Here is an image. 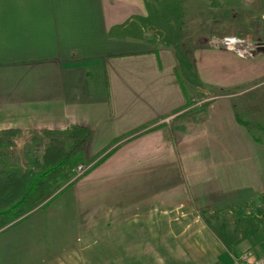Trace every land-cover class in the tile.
Here are the masks:
<instances>
[{"label": "crops", "instance_id": "obj_1", "mask_svg": "<svg viewBox=\"0 0 264 264\" xmlns=\"http://www.w3.org/2000/svg\"><path fill=\"white\" fill-rule=\"evenodd\" d=\"M215 2L264 42V0ZM196 8L180 19L156 17L155 0H0V129L30 147L41 129L82 124L97 161L0 228V264H233L264 252V101L240 99L262 87L224 91L264 69L213 81L197 69L212 46ZM233 207L239 223L213 226Z\"/></svg>", "mask_w": 264, "mask_h": 264}, {"label": "trees", "instance_id": "obj_2", "mask_svg": "<svg viewBox=\"0 0 264 264\" xmlns=\"http://www.w3.org/2000/svg\"><path fill=\"white\" fill-rule=\"evenodd\" d=\"M90 132L82 124L41 129L33 135V145L24 157L30 165L26 167L16 148L20 130L0 129L1 228L19 222L74 183L76 165L88 156ZM43 137L48 139L45 145Z\"/></svg>", "mask_w": 264, "mask_h": 264}, {"label": "rangeland", "instance_id": "obj_3", "mask_svg": "<svg viewBox=\"0 0 264 264\" xmlns=\"http://www.w3.org/2000/svg\"><path fill=\"white\" fill-rule=\"evenodd\" d=\"M203 1L204 0H155V8H158V10L157 11L154 10V15L156 17H159L161 14V9H164V10L169 9V12H172L173 15H175L176 17H179L181 19L186 14L183 13L184 10H181L179 8H182V9H189L190 7L192 8L196 2V7H197L196 8L197 9L196 21L198 23L205 24V27H206L205 33L207 34V32H210L211 33L209 35L210 37H212L214 35H220V34L235 33V34L243 35V36L249 37L253 40L259 41V39H256L253 36V30L252 29L249 28V30H245V31H242L240 29L239 30L236 29L239 26H243V23H245L246 25H250L248 22H246V20L242 21L241 19H239L237 21H240V22L237 23V21L234 20L236 15H231V13L226 12V10L224 8L223 9L218 8V5L215 2V0H212V3H216L217 7L213 6L214 8H212L211 11L205 13V12H203V5H204ZM198 9H200L202 11H200ZM224 10H225V13H223ZM190 11H192V10L190 9ZM239 23H241V24H239ZM200 32L203 33L202 26H201V29L200 28L197 29V33H200ZM262 43L264 44L263 41H262ZM206 45H208L207 42H205V46ZM198 46H200V45H197L196 47H198ZM201 48L203 51H201L200 53H197V55H196L197 56V69H198V62H201L202 68H203V64L205 63L210 68L211 76L213 75L212 81L214 80V77H216V76L218 77L217 74L219 72L216 74H213V72H216V71H224L223 72L224 78L234 79L235 73L237 71L238 72L243 71V73H245V74L253 75V73H255L259 68H260V71L264 69V46L259 48L256 51L255 55L250 58V61L248 62L250 67H248V63L246 61H244V62L240 61L238 58H236V56H234L235 54L233 55L231 52H228L226 49L213 50L214 48L211 47V50H208L207 46L205 48L204 47H201ZM198 56H201V57H198ZM254 58H257L259 63L257 60L251 61ZM242 67H243V70H242ZM219 82H220V79H219ZM258 85L261 86L262 88L260 90H258L257 93H255L256 91L251 90V89L247 90L245 92V94H243L244 97H242L240 99L246 98L247 101H251V100H255L259 97L260 101H264V74L261 75V77L254 79L252 81H250V80L245 81V82L238 84V85H236V84L229 85L228 88L225 89L224 91L236 94L238 91H242V90L249 88L251 86H258ZM233 96H235V95H233ZM252 125H253V130L255 133H259V135H260L262 132V134H264V132L261 131L262 128H257V124L255 122L250 123L251 127H252ZM259 125L260 124H258V126ZM260 126H262L264 128V125L261 124ZM47 141H48V139L46 137H43V145H45L47 143ZM32 145H33V143L31 142L30 147L23 146L21 144L19 145V147H17V143H16V148L20 154V163L26 167H30V165L24 160V157L26 156L28 150L32 147ZM212 145H214V142H212ZM88 158L89 157L87 156L84 160H93V158H89V159ZM188 167H191V166H188ZM81 176L75 177V175H74L72 177V180L75 181L77 178H79ZM249 212H250V214H252L251 208H249ZM238 213L239 212L234 210V207H233V209L227 208L225 210V212L215 211L214 214H216V217L213 218L212 224H213V226L217 227V224L221 223V221L225 220L227 217H230L233 223L237 222L238 221V218H237ZM239 215H241V214H239ZM238 223H239V221H238Z\"/></svg>", "mask_w": 264, "mask_h": 264}, {"label": "built area", "instance_id": "obj_4", "mask_svg": "<svg viewBox=\"0 0 264 264\" xmlns=\"http://www.w3.org/2000/svg\"><path fill=\"white\" fill-rule=\"evenodd\" d=\"M209 44L216 49L233 51L242 58L253 57L256 51L264 46L261 41L235 33L214 35L210 37ZM94 163V160H84L77 164L75 167V177L85 174L92 168ZM233 264H264V252H257L252 248L245 249L236 257Z\"/></svg>", "mask_w": 264, "mask_h": 264}]
</instances>
